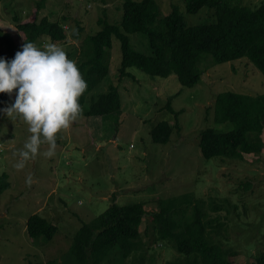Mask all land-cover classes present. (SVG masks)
Instances as JSON below:
<instances>
[{
  "label": "rangeland",
  "instance_id": "rangeland-1",
  "mask_svg": "<svg viewBox=\"0 0 264 264\" xmlns=\"http://www.w3.org/2000/svg\"><path fill=\"white\" fill-rule=\"evenodd\" d=\"M40 0H0V29L9 32L17 44H23L24 33L19 21L36 18ZM125 0H44L37 20L67 17L65 41L43 38V44L55 43L76 63L80 44L95 34L103 24L100 19L119 21ZM163 14L178 5L189 25L209 20L205 7L197 14L186 13L184 0H157ZM256 8L264 0H243ZM80 38L74 33L79 29ZM135 49L147 47L136 34H130ZM0 42V56L5 57ZM121 46L113 37L110 71L86 97L92 99L118 86L121 110L105 116L80 115L56 137L55 154L45 157L47 142L40 145L35 157L24 167L14 165L19 149L28 135L27 125L13 114L0 113V176L7 174L9 187L0 193V264L48 263L69 264L70 247L83 223L91 222L115 201L118 204L144 202L147 215L140 230L150 225L152 213L159 209L158 200L185 193L196 199L230 200L212 216H228L230 224L222 236L225 246L238 254L233 264H252L264 252V148L261 154H245L244 159L213 157L206 159L200 149V133L205 128L228 131L231 122L217 123L214 102L218 93L232 90L249 95L264 93V74L247 58L214 63L202 53L198 61L201 79L194 86H183L176 75L160 77L137 67L128 69L130 76L121 78ZM15 91L12 99H14ZM168 101H171L167 107ZM160 121L169 122L174 130L166 144L152 140L151 130ZM178 122V124H176ZM264 140V131H263ZM32 177V183L25 182ZM1 183V181H0ZM233 205L237 208L234 209ZM38 213L54 223L58 230L51 240L32 239L27 220ZM145 232V231H144ZM144 245L123 259L112 253L102 264H170L178 252L171 243L156 242L151 229L143 234ZM70 261V262H69Z\"/></svg>",
  "mask_w": 264,
  "mask_h": 264
},
{
  "label": "trees",
  "instance_id": "trees-1",
  "mask_svg": "<svg viewBox=\"0 0 264 264\" xmlns=\"http://www.w3.org/2000/svg\"><path fill=\"white\" fill-rule=\"evenodd\" d=\"M43 1L36 3V18L32 21L22 22L14 15L18 30L24 33L23 43L31 41L41 46L46 37L53 42L67 39L66 16L61 20H51L48 16L37 20ZM184 1L186 13L197 14L207 7V19H210L189 25L178 5L173 3L171 11L163 14L157 0H125L119 21L100 19L102 28L83 38L79 48L77 66L87 84L79 97L80 115L91 118L121 110L120 91L114 84L85 107L87 95L109 74L113 37L121 46V78L130 76L129 68L137 67L155 76L176 75L183 86H194L201 79L198 61L202 53L212 56L214 63L247 58L264 74V2L253 8L243 0ZM81 29L74 33L76 38H80ZM130 34L138 35L137 45L143 42L147 47L145 52L133 47ZM0 42L6 59L20 49L13 36L1 29ZM12 95L0 93V108L12 102ZM170 103L167 107L172 109ZM214 114L217 123L231 122L233 128L218 131L209 127L201 131L199 146L206 159L216 156L244 159L245 154L262 153L264 93L220 92L215 97ZM173 130L169 122L160 121L151 130L152 140L166 144ZM6 179L7 174L0 176V193L9 187ZM191 194L158 200L159 209L152 213V227L147 226L145 232L140 230L147 215L145 203L114 201L97 218L79 228L70 247L69 264H102L117 252L125 259L144 245L143 234L148 235L149 229L156 242L163 245L168 241L178 252L170 264H233L231 257L238 254L237 250L225 246L222 239L213 238L222 236L221 231L230 224L229 218L211 215V211L218 212L224 206L230 212V200L213 199L207 203ZM57 230L54 223L38 213L27 220V232L32 239L51 240ZM255 259L252 264H264V252ZM30 264H57V260Z\"/></svg>",
  "mask_w": 264,
  "mask_h": 264
},
{
  "label": "clouds",
  "instance_id": "clouds-1",
  "mask_svg": "<svg viewBox=\"0 0 264 264\" xmlns=\"http://www.w3.org/2000/svg\"><path fill=\"white\" fill-rule=\"evenodd\" d=\"M86 87L77 63L55 43L40 47L25 41L12 58L0 56V93L11 96L15 90L14 99L0 108V113L8 118L16 114L30 134L19 149L15 168H23L44 142L48 150L41 155L55 154L57 134L79 116V97ZM25 182L31 184L32 177H26Z\"/></svg>",
  "mask_w": 264,
  "mask_h": 264
}]
</instances>
